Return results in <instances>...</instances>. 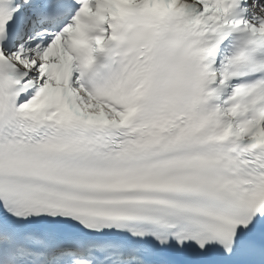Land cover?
Masks as SVG:
<instances>
[{"label":"snow or ice","instance_id":"snow-or-ice-1","mask_svg":"<svg viewBox=\"0 0 264 264\" xmlns=\"http://www.w3.org/2000/svg\"><path fill=\"white\" fill-rule=\"evenodd\" d=\"M0 264H264V0H0Z\"/></svg>","mask_w":264,"mask_h":264}]
</instances>
